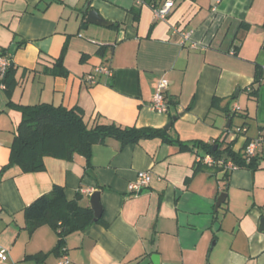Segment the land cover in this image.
Returning a JSON list of instances; mask_svg holds the SVG:
<instances>
[{
  "label": "crops",
  "instance_id": "crops-1",
  "mask_svg": "<svg viewBox=\"0 0 264 264\" xmlns=\"http://www.w3.org/2000/svg\"><path fill=\"white\" fill-rule=\"evenodd\" d=\"M153 2L164 0H0V53L12 58L13 81L10 94L0 88V264H57V232L30 231L24 214L56 184L84 207L100 191L102 219L66 238L75 264H155L153 255L158 264H264V80L257 96L249 90L264 68V0H174L166 20ZM93 9L112 24L88 23ZM62 56L68 75L51 74ZM100 65L111 75L96 73ZM160 78L169 81L165 112L151 107ZM10 99L78 107L89 126L164 128L241 153L260 140L258 167L207 164L203 149L161 138H108L93 146L91 166L79 154L48 156L41 171L15 165L1 175L20 120ZM139 171L152 181L131 192Z\"/></svg>",
  "mask_w": 264,
  "mask_h": 264
},
{
  "label": "trees",
  "instance_id": "trees-1",
  "mask_svg": "<svg viewBox=\"0 0 264 264\" xmlns=\"http://www.w3.org/2000/svg\"><path fill=\"white\" fill-rule=\"evenodd\" d=\"M151 5L158 6L155 2ZM11 69L12 66L3 80L8 94L12 92L13 87V81L9 78ZM49 72L54 75H68L63 56L55 62ZM263 80L264 68L257 66L254 83L249 89L250 95H258ZM7 105L9 109L18 112L20 120L14 132L9 163L2 168L1 175L7 168L15 165L23 172L41 171L45 168L44 160L48 156L71 160L79 154L85 157L87 166H91L93 146L104 143L108 138L119 140L122 146L144 139L161 138L177 145L181 150L203 149L216 161H223V164L232 161L238 168L248 167L255 170L258 167L256 156L247 161L245 151L236 152L231 143L223 145L218 141L210 144L202 140L184 142L170 136L164 128L123 127L116 123H97L89 126L83 111L78 107L67 108L49 103L25 105L15 103L11 99ZM225 154L228 155L227 159ZM79 198L80 195L69 199L65 187L56 184L50 192L38 197L24 209L26 226L30 231L48 224L57 232L55 250L59 251L60 255L69 234L84 231L94 223L92 208L80 205Z\"/></svg>",
  "mask_w": 264,
  "mask_h": 264
},
{
  "label": "built area",
  "instance_id": "built-area-1",
  "mask_svg": "<svg viewBox=\"0 0 264 264\" xmlns=\"http://www.w3.org/2000/svg\"><path fill=\"white\" fill-rule=\"evenodd\" d=\"M175 5L174 0H164V2L161 5L158 6H152L154 11V16L158 20H166L168 16L170 15L173 7ZM183 39L187 40L189 39V33H183ZM12 66V58L10 55L5 53H0V88L5 89L6 84L3 82L5 79L8 71L10 70ZM96 73H103L106 75H111V70L107 65H100L96 67L95 69ZM90 81L95 83L96 82V76L94 74H91ZM169 86V81L166 78H160L157 81L156 84V90L153 96V100L151 102V107L157 111L165 112L169 109L170 103L168 101V98L166 96V91ZM239 108L237 107V110ZM261 141L260 140H253L248 142V144L245 147V156L247 161H250L251 158H253L256 155L257 148L260 146ZM201 161L207 163V164H215L219 163L221 165H224L226 169H236L238 166H236L232 161H228L226 164H223V161H216L213 156L207 155L200 159ZM152 181V174L150 171H139L137 173L136 179L131 181L129 183V191L139 193L142 191L143 188L148 187ZM8 258L5 251L0 249V259L6 260ZM57 264H75L71 260L67 249L64 247L62 249V254L59 257V260Z\"/></svg>",
  "mask_w": 264,
  "mask_h": 264
},
{
  "label": "water",
  "instance_id": "water-1",
  "mask_svg": "<svg viewBox=\"0 0 264 264\" xmlns=\"http://www.w3.org/2000/svg\"><path fill=\"white\" fill-rule=\"evenodd\" d=\"M87 22L99 24V25H104V26H108V25L112 24L110 21H107L106 19H104L102 17V15L99 13V11L96 9L89 11L88 17H87ZM170 125H171V122L168 123V125L165 128L169 129ZM216 148H217V145H215L214 149H216ZM224 156L226 159L228 158L227 154H225ZM225 197H226L225 193L221 194V196L219 197L218 202L216 204L217 209L225 201ZM90 198H91V207L94 211V220H97L98 218H100L102 216V205L100 202V191H95L94 193H92ZM261 223H262V230H264V218L261 219ZM152 259L154 260L155 264H158L159 255H153Z\"/></svg>",
  "mask_w": 264,
  "mask_h": 264
}]
</instances>
